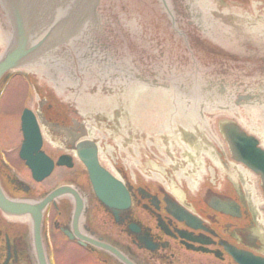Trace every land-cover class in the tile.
Masks as SVG:
<instances>
[{"label": "flooded vegetation", "instance_id": "1", "mask_svg": "<svg viewBox=\"0 0 264 264\" xmlns=\"http://www.w3.org/2000/svg\"><path fill=\"white\" fill-rule=\"evenodd\" d=\"M151 1L150 23L133 20L144 32L130 25L116 33L102 14L99 27H83L0 77V190L30 207L16 214L0 207V264H264L261 178L232 156L227 133L235 125L264 143L226 109L241 115L264 88L240 90L244 78H226L231 65L212 78L209 61L225 52L201 32L194 0ZM10 40L0 5V54ZM254 48L241 40L238 70L257 72ZM42 72L60 81H42ZM252 80L258 86V75ZM88 85L92 93L80 88ZM168 99L178 107L172 120ZM91 149L123 186L125 206L98 198L81 158Z\"/></svg>", "mask_w": 264, "mask_h": 264}, {"label": "water", "instance_id": "2", "mask_svg": "<svg viewBox=\"0 0 264 264\" xmlns=\"http://www.w3.org/2000/svg\"><path fill=\"white\" fill-rule=\"evenodd\" d=\"M194 1L195 13H200L203 17V31L201 32L209 34V39L212 43L225 52L223 56L218 55L220 58H211V61H209L210 66H215L212 67V78H216L214 77L216 72L217 76H220L218 66L231 65L226 74L229 82L244 78L246 86L240 88V90H262L264 88V58L258 56L264 53L262 51L264 42L257 40L264 39L256 37V35L264 34V0H250L249 3L245 4H238L236 0H228L225 3L221 0ZM151 2V0H103L100 14L101 0H0V5L11 26V40L3 50V57L0 58V76L11 68L24 65L29 67L31 65L30 62L44 57L53 48L79 33L85 26L99 27L102 14L115 20L113 23L117 24L113 26V29L116 33H125L130 25L134 32L140 33L139 29L144 32L141 22L134 21V23L133 20L140 19L142 22L149 24V21L154 18V12H157L156 4L154 5V2L151 4ZM246 16L248 17L247 19H253L250 25H248ZM242 19L245 20L243 21ZM155 32L160 31L155 30ZM237 34H242L243 36L239 35L240 37H238ZM249 34H252V37ZM243 39L249 44L256 46L252 59H257L258 64H254L255 66L257 65V72L254 74L247 73L246 71L249 69L240 71L237 68L241 66L240 60L242 61V59L240 57L237 58V56L242 55L241 40ZM201 57L202 60L209 59L205 55ZM257 60H254V62H257ZM251 66L252 64L245 67ZM42 73L46 74L42 81H60L50 72ZM239 73H241L240 77L235 79V75H239ZM253 75H258V86L252 80ZM78 78L79 73H76L74 81H79ZM67 80L70 82L69 79ZM80 88H83L84 92L89 91L92 93V87L89 85L81 86ZM91 96L93 95H88L87 97ZM83 97L86 98V96ZM168 97L170 98V96ZM119 102L120 113L125 114L126 102L123 97H119ZM131 102L136 108L138 103L135 102V98ZM167 102V115L169 117L167 120H172L177 114L176 109L178 107L170 99ZM164 107L166 106L164 105ZM226 109L230 117L237 116L236 118L241 121L242 126L248 129L249 132L259 135L264 143V95L261 97V101H258V104L249 105L245 103L244 106L240 107L241 115H236V106L232 108L231 106L229 108L226 107ZM162 124H165V122L162 121ZM30 128L35 127H25V129ZM165 134L167 133L165 132ZM26 140H28L27 137ZM228 140L232 148V156L236 160L243 162L254 172L259 173L264 189V150L257 146V140L252 136H248L235 125L229 129ZM91 150L85 151L83 153L85 156H82V158L87 166L91 183L98 198L108 207L125 206L127 195L123 186L99 166L96 153L94 149ZM21 155L26 159L33 173L36 174L37 166L29 159L28 154L22 150ZM37 155L43 158L41 153ZM198 173H202V171L197 170L195 175ZM60 192H62V189L56 190L48 198ZM46 200H43L41 204ZM0 207L15 212H29L30 210V207L26 204L8 201L1 193V190Z\"/></svg>", "mask_w": 264, "mask_h": 264}, {"label": "bare ground", "instance_id": "3", "mask_svg": "<svg viewBox=\"0 0 264 264\" xmlns=\"http://www.w3.org/2000/svg\"><path fill=\"white\" fill-rule=\"evenodd\" d=\"M3 55H4V51L3 52H1V54H0V58H2L3 57ZM228 135H229V130H228V133H227ZM253 171V170H252ZM254 172V171H253ZM256 173V172H255ZM257 175H259V173H256ZM260 177V176H259ZM261 182H262V180H261ZM11 203H13V202H11ZM16 203V202H15ZM22 204V203H21ZM4 209V208H3ZM11 212H13V211H11ZM14 213H15V211H14ZM16 214V213H15ZM25 214V213H24Z\"/></svg>", "mask_w": 264, "mask_h": 264}, {"label": "rangeland", "instance_id": "4", "mask_svg": "<svg viewBox=\"0 0 264 264\" xmlns=\"http://www.w3.org/2000/svg\"><path fill=\"white\" fill-rule=\"evenodd\" d=\"M248 3H249V1H248ZM40 80H42V79H40ZM213 117H214V116H213ZM213 117H212V118H213ZM240 122H241V121H240ZM246 130L249 131L248 129H246Z\"/></svg>", "mask_w": 264, "mask_h": 264}]
</instances>
